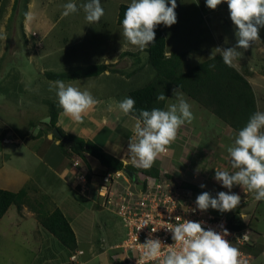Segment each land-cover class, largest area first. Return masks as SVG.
Returning a JSON list of instances; mask_svg holds the SVG:
<instances>
[{"label":"rangeland","instance_id":"rangeland-1","mask_svg":"<svg viewBox=\"0 0 264 264\" xmlns=\"http://www.w3.org/2000/svg\"><path fill=\"white\" fill-rule=\"evenodd\" d=\"M118 1L127 2L125 4L131 2V0H101L105 10L104 22H108L109 25L113 21L111 18H106L112 16L111 9ZM13 2L14 0H0V188L15 191L24 184L23 187L28 190L29 200L20 211H17L14 205H10L0 217V264H36L34 256L39 253V246L43 243L53 244L52 242L55 245L48 248L51 251L42 250L44 257L42 260H47L49 264H123L119 259L122 253L120 250L116 251L114 246L124 237L125 229L114 213L98 205V199L95 196L93 199L86 200L84 195L81 196L84 200H79L77 207H84L83 212L70 205L68 206V209H72L70 213L64 212L66 216L74 215L78 219V222H73L79 240L75 249L64 247L54 239L52 234L54 238L41 227H39V233L36 232L37 226L40 225L36 217L37 212H50L55 208V201L62 206L63 201L64 205L67 200L80 193L77 189L79 193L71 190L70 187L67 188L64 183L62 194L61 191L55 192L53 189L57 188L56 178L60 172L57 164L61 167L68 166L72 160L78 159L84 166L85 162L79 155L70 154L68 147L66 151H63L58 146L59 140H56L57 144L53 147L43 139L46 135H50L51 140H55L47 125V101L53 100L51 98L53 90H50V85H46L43 81L46 79L44 74L48 71L50 62H63L62 65H65L67 69L70 67L72 69L74 66L72 59L84 57L80 51L87 50L85 48L92 45L88 39L92 31H85V37L81 40L74 38L82 34L80 28L91 26L85 19L82 7L86 0H75L79 10L68 16L62 15L63 5L67 0H18L16 10L12 8ZM29 11L34 14V20L26 23L24 14ZM175 12L176 23L171 26L161 23L163 28L161 29L166 33L165 48L167 50L189 48L185 51L186 65L211 57L212 51L215 52L214 48L217 46L227 48L236 45V26L230 19L226 2L212 9L206 6L205 0H199V4L192 0H183V2L177 0ZM103 19L102 17L100 22ZM98 23H93L92 26H97ZM104 25L103 29L108 26ZM113 25L108 27L112 28ZM67 27L69 29L63 32ZM68 35L70 40L65 37ZM259 37L260 39L250 44L247 49H238L242 52V56L237 57L236 61L237 65L242 64L246 67L249 65L254 70L257 77L255 79L257 83L254 85L255 93L259 105H264V80L256 75V73L264 74V28L259 30ZM125 42L131 45L128 41ZM192 50H194L193 53ZM137 54L138 65L142 66V69L134 75L141 74L135 81L129 83L124 79L114 78L117 82L116 90L119 92L124 87L128 88L127 85L140 86L152 79L155 74L153 69L149 67L148 70L146 69L144 64L146 52L140 51ZM84 61H88V58ZM110 65L118 69L123 63ZM135 67L136 65L131 69ZM129 71L130 69L127 73ZM258 82L261 85H257ZM121 95L119 94V99ZM122 98L125 97L121 96ZM188 102L194 113V118L190 122L191 126L193 128L196 126V129L203 133L200 136V144L196 150L192 147L189 153H185L180 145L183 134L179 129L180 132L177 134L179 137L168 146L169 154L163 158L168 169L175 173V176L169 174V177L179 183L187 182L199 186L200 179H206L208 175L211 179V175H214L211 165L214 166L218 160L217 156L212 157L209 151L205 152L203 148L213 147L219 137L226 147L225 149L220 147L218 151L227 150L229 144L228 139L220 134V127L212 128L213 122L206 119L212 115H209L210 113H207L205 109H201L194 100L189 99ZM193 106H196V109ZM205 115L206 118L203 120H197L198 116ZM211 118L216 120V117ZM218 122L224 124L220 120ZM128 162H132V159ZM209 162H211L210 165ZM86 164L90 171L96 173L104 168L100 167L98 162L95 166L88 161ZM180 172H185L186 177H192L191 181L184 180ZM212 181L211 179L210 182ZM211 184L204 189L213 196L218 191H229L222 185L219 190L216 183ZM231 191L241 196L240 204L230 211L238 215L245 203L250 201V199L247 200L248 191L240 185H236ZM254 207V202L251 200L245 207V211L251 212ZM209 210L220 213L212 208ZM255 215L260 219V223L253 219L252 228L259 230L261 235L256 240L255 246L250 247L251 250L248 249L254 256L249 264H264V201L259 202ZM72 255L75 257L70 260Z\"/></svg>","mask_w":264,"mask_h":264},{"label":"clouds","instance_id":"clouds-1","mask_svg":"<svg viewBox=\"0 0 264 264\" xmlns=\"http://www.w3.org/2000/svg\"><path fill=\"white\" fill-rule=\"evenodd\" d=\"M192 2L199 4V0ZM223 2L227 3L230 19L236 26L237 43L227 48L215 47L211 57L219 54L226 65L233 66V61L242 56L238 49H247L260 39L259 30L264 28V0H205L206 6L212 9ZM82 7L88 24L99 22L105 14L101 0H86ZM176 7L177 0H131L121 21L124 37L131 45L145 51L155 42L154 29L157 25L163 23L171 26L176 23ZM78 10L75 0H67L62 15L68 16ZM24 15L26 23L34 20L31 11ZM53 89L63 112L77 123H82L86 113L99 103L89 90L66 84L63 80L51 82L50 90ZM173 96L176 102L164 108L137 109L134 107L136 101L131 96L117 102L121 112L132 114L136 121L135 140L130 139L128 144L134 167L150 168L160 154L168 151L180 127L194 118L192 106L179 90V85L173 89ZM166 98L164 93L157 96L158 101H165ZM227 151L232 170L215 168L214 178L229 191H218L215 196L208 191L200 193L195 199L196 207L191 211L212 208L226 212L236 208L241 196L231 191L234 185L254 192L257 201H264V111H256L249 117ZM200 187L204 188L205 185L201 184ZM189 210L184 209L185 212ZM167 228L171 230L172 240L179 242L181 247H168L162 255L164 244L158 237L150 235L143 243L142 255L145 261H157L158 264H240L239 250L226 238L227 228L217 231L211 227H202L200 221L188 219Z\"/></svg>","mask_w":264,"mask_h":264},{"label":"crops","instance_id":"crops-1","mask_svg":"<svg viewBox=\"0 0 264 264\" xmlns=\"http://www.w3.org/2000/svg\"><path fill=\"white\" fill-rule=\"evenodd\" d=\"M125 3H127V2H122V1L116 2L114 4L115 6L113 7V9H111L112 16L111 17L109 16L106 18V19H110V18L112 19L113 22L110 25H113L115 23V25L111 26L112 28L108 27V26H110L108 24V22H104V20H105L104 16H103L104 19L102 20V22L99 21L97 26L93 27L92 24H90L91 26H89V27L84 26V28H80V30L82 31V34L79 37H74V38H77V40H81L85 37V34H84L85 31H92V34L88 38L89 41H91L92 45L91 46L88 45V47L85 48L87 50H81L80 51L81 53H83L84 57L72 59V63L74 64L72 69H70L71 67L67 69V67L65 65H62L63 62H58V63H54V62L51 63L50 62V64H49L50 67L48 68V71H51L54 73H59V72H68L71 70H77V69L85 68L89 65H99V64L110 65V64H115L118 62L123 63V65L120 66L118 69H114L111 67L112 68L111 70L106 69V70H104L98 74L87 75V76H77V77H71V78L63 79V81L66 84H72L73 86L79 87L82 90L83 89L89 90L97 98L99 103H97L92 109H90L86 113L85 118H84L82 123L75 122L70 116L66 115L63 112V109L60 107L59 112L57 113L56 126H58L65 133L72 134V135L81 137L85 140H90V141L94 142L95 144L100 146L108 154L120 159L123 162V164H127V163L132 164V162H128L132 159V156L128 152V144L130 142V139H132L133 141L135 140L134 125H135L136 121H135V119H133L132 116L123 114L121 112V110L117 107V102H119L120 100L123 99V98L121 99V96L126 97L128 91L130 89L139 87V85L135 86V87H131V85H127L128 88L124 87V89L119 92L118 90H116L117 88L115 86V83L117 84V82L114 80V78H118L120 80L124 79L127 83H129L131 81L133 82L136 80L138 75H140L141 73H137L136 75H134V74L136 72H139L142 69V66L138 65L139 58L137 57L138 56L137 52L139 53L140 50L134 45L126 44L125 41H127V40H125V37L123 35L122 24H119L117 22L118 7L120 4H125ZM129 3L130 2H128V4ZM104 24H106L108 26H106L103 29V27L105 26ZM158 26L160 28H162L161 24H159ZM68 29H69L68 27L65 28L63 32L67 31ZM104 32H107V33H104ZM164 34H165V43H166V33L164 32ZM65 37L67 39L69 37V35L65 36ZM68 39L70 40V38H68ZM188 50H189V48H184V49L181 48V49H175V50H167L165 48L166 55H169L173 51H188ZM193 51L194 50H192V53H193ZM136 54H137V56H136ZM191 56H193V55H191ZM128 57H130V58H128ZM86 58H88V61H84ZM124 61H126L127 63H125ZM82 63H86V64H82ZM144 64H146L147 70H148V67L151 68L148 61H147V53H146V60H145ZM135 65H136V67L134 69H131ZM233 67H235L237 70H239L241 73H243L245 75V77L247 78V80L250 82L252 89H253L255 101H256V110L262 111V109H264V105H259L257 95L255 93V86L254 85H256V83H257V81L255 80L257 77L255 76L254 70L249 65L247 67L244 65L242 66V64L237 65L236 60L233 61ZM129 69H130V71L127 73V71ZM256 75H258L259 77H262L264 80V74L256 73ZM133 78H135V79H133ZM53 81H55V80H51V79L46 78V79H44L43 82L46 83V85H50L51 82H53ZM146 82H148V81H146ZM145 83H142V85ZM109 84H111L110 87H109ZM257 85H261V83L258 82ZM174 88H176V87L170 88L169 93L167 95V98L165 100L164 107H166L167 104L176 102V98L173 96V89ZM52 92H53V94H52L51 98H53V100H50V101H53V102L58 104V98L56 96L55 90L53 89ZM119 94H122L120 96V99L118 97ZM184 95L188 101H189V99L192 100L185 93H184ZM197 105L201 109H205L206 111H208L207 113H210L209 115L216 117L213 113H211L206 108L200 106L199 104H197ZM110 106H111V110H109ZM193 108L196 109V106H193ZM212 116H208L207 118H206V115L201 116V117L198 116L197 120L198 119L203 120L204 118H206L209 121L213 122L212 128H215L217 126L220 127V130H219L220 134L222 136H225L228 139V144H229L228 148H229L233 144L234 138L238 132H236L233 128H231L229 125H227L226 123H224L223 121H221L217 117H216V120H212V118H211ZM218 120H220L224 124H220V122H218ZM180 131H181V134H183L182 138L180 139V145H181L182 149L185 151V153H189L190 148H192V147L193 148L195 147V150H196V148L200 144V140H201L200 136L203 135L202 131L199 129H196V126L193 128L191 126V123H185L184 125H182L180 127ZM180 131H178V132H180ZM193 132H194V135H192ZM177 137H179V136L177 135ZM43 139L45 141L49 142L50 146L57 144L56 140H51L50 135L49 136L46 135ZM220 139H221V137H219L217 139V141H215L213 147H209V148L204 147L203 148V150L205 152L209 151V155H211L212 157H215V156L218 157L217 159L219 161L217 160V163L215 162L216 164H214V166L211 165L214 172L216 170L215 168H225V169L232 170L231 165H230V158H229L228 151L227 150H224L222 152L218 151L220 149V147H223L222 149H225V147H226V145H224L220 141ZM223 153H225V155H223ZM166 154H169V150L167 151ZM165 155L160 154L158 156V158L152 164V166L154 168H156L159 173L162 172L164 169L165 170L167 169V171H170L168 169V167L166 166V162L163 158ZM221 156H223V157L220 158ZM84 158H85V160H83L82 158L81 159L85 162V164L88 161V163L95 166V163L98 162V160L96 158H94L91 155L86 154V153H84ZM54 160L56 161V157H54ZM210 163L211 162H209V165H210ZM57 165L60 169V172L56 178V180L58 181V182L56 181L57 188L56 189L53 188L55 190V192L61 191V194L63 193V191H64L62 188L63 183L67 186V188L70 187L71 190L76 191V189L74 187V177H73V173H72L71 163L68 164V166H63V167H61L60 164H57ZM99 165H100V167H103L100 163H99ZM86 166L89 168L88 164H86ZM67 167H69V169H67ZM91 168H94V167H91ZM95 169H97V167ZM98 172H100V171H98ZM168 173L170 175L175 176L174 175L175 173H172L171 171ZM180 175L186 181H191V179H192V177L184 176L185 172H180ZM209 176L210 175H208V178H206V179H200L199 186L201 184H204L205 187H207L208 184L216 183V185L219 187L218 189L220 190L221 189V183L218 182L214 178V175H211L212 176L211 179L215 182H213V181L210 182L211 179L209 178ZM23 186H24V184L21 187H23ZM235 186L236 185H234L233 187H235ZM21 187H19L18 189H20ZM53 189H51V191H53ZM17 190H15V191H17ZM244 190L248 191L246 188ZM77 193H79V192H77ZM83 195L85 196V200L88 198L89 199L94 198V193L92 190H90L89 192H87L85 194L79 193L78 196L75 195L72 199L70 198L69 200H67L64 205H63V203H64V201H63L62 206H60L57 203V201H55L54 207L59 208L63 212L64 215H65L64 212H68V214H69L72 209H68L69 208L68 206L70 205L71 207L72 206L77 207V205H78L77 202L79 200L80 201L84 200V198L81 197ZM74 198L77 200L76 202H75ZM248 199H250V201L253 200L254 206H255L253 208V211H251V212L245 211V207L248 205V203H250V201H247ZM247 200H246L247 203H245L246 201L243 202V203H245V205L243 206L242 210L239 211L238 216L241 217V219L248 224V229L250 230V236H251V245L248 247V249H249L250 247L253 248L255 246L256 240L259 239V237L261 235L259 230L255 229L254 227L252 228L253 219L257 223H260V219H258L257 216L255 215L256 209L259 206L260 201H257L255 199L254 192H248ZM81 207L82 206H80L79 208L77 207V208L80 209L81 212H83L84 207L83 208H81ZM81 212H79V213H81ZM66 218H67V220H68V222H69V224H70V226H71V228H72V230L76 236V240H77V244H78L79 240H78L77 230L73 227V222L74 223L78 222L77 216L74 217V215H73V217H71V216L67 215ZM38 225H39V223H38ZM39 227H41V225L37 226V231H36L37 234L40 231ZM44 231H46V230L44 229ZM48 234L51 235L50 233H48ZM35 235H36V233H35ZM54 239H56V238H54ZM56 241H57V239H56ZM52 243L53 244H49V245H47L46 243H43L39 246V249H38L39 253H37L34 256L35 257L34 263H36V264H39V263L40 264L41 263L42 264H49L47 262V260H42V259H44L43 254H42V250L46 249V251H51L48 248H50V247L52 248V246L55 245L54 242H52ZM251 248H250V250H251ZM254 249H256V248H254ZM252 256H253V254H252ZM253 258H254V256H253ZM40 261H42V262H40Z\"/></svg>","mask_w":264,"mask_h":264},{"label":"trees","instance_id":"trees-1","mask_svg":"<svg viewBox=\"0 0 264 264\" xmlns=\"http://www.w3.org/2000/svg\"><path fill=\"white\" fill-rule=\"evenodd\" d=\"M18 0L13 2V10H16ZM127 4H120L117 13V22L124 16ZM156 36L155 42L150 44L145 50L147 61L155 74L151 80L145 84L132 88L127 96L135 99V108L153 107L163 108L165 101H158L157 96L164 93L167 97L171 87H177L189 98L196 101L200 106L213 113L221 121L229 125L236 132L245 126L249 117L256 112V101L252 86L245 75L233 66L226 65L219 54L214 57L206 58L193 65L185 64V51H173L169 55L165 52V34L157 25L154 29ZM111 65L99 64L89 65L85 68L68 72L54 73L45 72L47 79L63 80L77 76H87L98 74L106 69H112ZM49 131L56 128L61 137L68 140L66 144L60 137L52 135L55 140H59L58 146L63 151L68 150L70 154L79 155L85 160L84 153L96 158L98 162L106 168L121 169L129 168L136 170V167L123 162L105 152L100 146L90 140L63 132L56 126L57 113L60 106L52 101H47ZM132 116V114H129ZM138 115V112L136 113ZM147 174L157 176L159 172L151 166L148 169L142 168ZM183 186L190 188L195 197L206 191L197 185L184 182ZM28 190L21 187L17 191L0 188V217L6 212L10 205H14L20 211L23 205L28 202ZM232 220L242 226V220L238 215L231 212ZM36 217L42 228L52 234L64 247L75 249L77 247L76 236L63 212L55 207L50 212L36 213Z\"/></svg>","mask_w":264,"mask_h":264},{"label":"built area","instance_id":"built-area-1","mask_svg":"<svg viewBox=\"0 0 264 264\" xmlns=\"http://www.w3.org/2000/svg\"><path fill=\"white\" fill-rule=\"evenodd\" d=\"M71 168L75 189L83 194L92 190L98 205L114 213L125 229L124 237L114 246L116 251L122 253L119 259L123 264H158L157 261H145L142 255L143 243L150 235L158 237L164 244L162 255L168 247L179 249L180 243L172 240L171 230L167 226L183 222L184 219L200 221L202 227L217 231L227 228L226 238L239 250L240 264H248L253 257L248 250L251 245L248 224L238 216L243 223L239 226L235 220L237 217L231 219V210L220 213L209 209L191 211L196 207L193 191L169 177L167 170L155 176L136 167L133 177H130L125 168L104 167L96 173L85 164L82 166L78 159L72 160ZM185 208L190 210L185 212ZM74 257L72 255L70 260Z\"/></svg>","mask_w":264,"mask_h":264},{"label":"water","instance_id":"water-1","mask_svg":"<svg viewBox=\"0 0 264 264\" xmlns=\"http://www.w3.org/2000/svg\"><path fill=\"white\" fill-rule=\"evenodd\" d=\"M51 134H52V135H55V136H57V137H60V138H61V141H62L64 144H66V143L68 142V140H67L66 138L61 137L60 132H59L56 128H53V129L51 130ZM125 171H126V173H127L130 177H133V170H131V169H129V168H125Z\"/></svg>","mask_w":264,"mask_h":264}]
</instances>
